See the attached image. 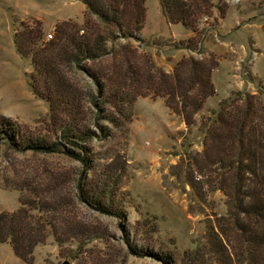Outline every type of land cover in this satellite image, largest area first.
Segmentation results:
<instances>
[{
  "label": "rangeland",
  "instance_id": "rangeland-1",
  "mask_svg": "<svg viewBox=\"0 0 264 264\" xmlns=\"http://www.w3.org/2000/svg\"><path fill=\"white\" fill-rule=\"evenodd\" d=\"M144 4L140 40H107L111 51L105 57L82 64L91 71L106 69L113 54L119 56L127 46L126 55L138 66L150 58L171 72L182 56L210 54L217 62L212 72L216 94L206 99L194 115L196 124L187 132L184 121L162 97L138 96L131 105L121 99L111 102L107 90L100 92L88 74L66 70L81 94L80 123L91 131L84 139L67 140L57 129L60 118L66 116L63 112L51 116L48 102L31 89L29 79L35 71L30 57L19 54L16 33L29 25L33 30L40 28L46 39L61 20L83 23L85 6L81 0H0V124L7 123L0 126V212L16 210L20 201H37L38 195L53 206L43 215L54 226L81 225L90 237L79 250L82 235L58 244L50 234L35 247L32 263L18 258L9 243H0V264L94 263L96 257L105 264H187L186 250L197 243L204 250L211 238L204 216L189 211V186L182 185L170 169L183 143H189L192 150L202 149L196 128L219 98L236 90L254 92L258 81L264 83V0L215 3L197 23L200 42L194 49L185 46L194 32L180 23L168 24L159 0ZM93 98L99 106L91 105ZM10 129L19 135H7ZM31 142H55L58 148L27 147ZM73 151L87 164L71 155ZM78 184L87 202L80 199ZM209 198L208 213L225 211L221 191L210 193ZM191 206L198 207L196 203ZM130 247L138 248L140 254L132 253ZM206 257L208 262V254L200 256L201 262Z\"/></svg>",
  "mask_w": 264,
  "mask_h": 264
},
{
  "label": "trees",
  "instance_id": "trees-1",
  "mask_svg": "<svg viewBox=\"0 0 264 264\" xmlns=\"http://www.w3.org/2000/svg\"><path fill=\"white\" fill-rule=\"evenodd\" d=\"M81 1L86 10L83 23L71 19L57 22L51 39L46 40L40 28L33 30L29 25H23L25 29L16 33L17 50L22 56L30 57L35 71L29 79L31 89L48 102L51 116L63 112L67 118H60L57 128L62 137L84 139L83 136L91 133L80 123L81 94L66 71L76 69L88 74L100 92L107 90L111 102L121 99L131 105L138 96L162 97L190 132L196 124L194 115L208 97L216 94L212 81L215 58L210 54L182 56L173 70L166 72L150 58L138 66L126 55V46L119 56L113 54L106 69L91 71L82 63L105 57L111 51L106 46L107 40L120 37L140 40L146 18L145 0ZM220 1L159 0V4L168 24L180 23L194 32L185 42L186 47L194 49L200 42L198 21ZM91 105L99 106L94 98ZM5 124L1 122L0 126ZM196 129L202 137V149L192 150L189 143H183L179 159L170 169L182 185L189 186V211L204 216L207 236L211 237L205 241L204 250L198 243L186 250L187 264H264V83L258 81L254 92L236 90L219 98L217 106L201 116ZM10 131L5 133L19 135L18 130ZM31 143L27 147L47 151L58 148L55 142ZM72 154L87 164L83 156L74 151ZM77 188L80 199L87 202L82 185L78 184ZM216 190L225 197V211L208 213L206 208H211L212 202L209 195ZM36 196L37 201L29 204L20 201L16 210L0 212V243H9L14 254L26 263H32L35 247L50 234L58 244L82 235L83 239L77 242L80 250L90 239L88 229L81 225L54 226L43 215L53 206ZM193 203L197 209H192ZM130 250L140 254L136 247ZM207 254L209 261L206 257L201 262L200 256ZM159 259L166 263L164 258ZM94 260V263L82 260L78 264H105L103 258Z\"/></svg>",
  "mask_w": 264,
  "mask_h": 264
},
{
  "label": "built area",
  "instance_id": "built-area-1",
  "mask_svg": "<svg viewBox=\"0 0 264 264\" xmlns=\"http://www.w3.org/2000/svg\"><path fill=\"white\" fill-rule=\"evenodd\" d=\"M81 31H82V30H81ZM53 32H54L53 30L50 31V32H48L47 35H46V39L52 38V36H53ZM229 47H230V49H231L232 51H234V50H233L232 43H230V46H229ZM253 53H254V52H253Z\"/></svg>",
  "mask_w": 264,
  "mask_h": 264
},
{
  "label": "water",
  "instance_id": "water-1",
  "mask_svg": "<svg viewBox=\"0 0 264 264\" xmlns=\"http://www.w3.org/2000/svg\"><path fill=\"white\" fill-rule=\"evenodd\" d=\"M60 264H70V261L69 260H64Z\"/></svg>",
  "mask_w": 264,
  "mask_h": 264
},
{
  "label": "crops",
  "instance_id": "crops-1",
  "mask_svg": "<svg viewBox=\"0 0 264 264\" xmlns=\"http://www.w3.org/2000/svg\"><path fill=\"white\" fill-rule=\"evenodd\" d=\"M239 53V52H238ZM239 56H241V54L239 53ZM242 57V56H241ZM241 57H239V58H241ZM252 92H253V90H251Z\"/></svg>",
  "mask_w": 264,
  "mask_h": 264
}]
</instances>
